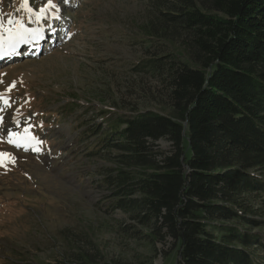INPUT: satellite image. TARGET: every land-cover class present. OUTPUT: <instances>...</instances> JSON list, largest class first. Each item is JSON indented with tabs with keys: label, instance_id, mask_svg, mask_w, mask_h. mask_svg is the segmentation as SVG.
I'll list each match as a JSON object with an SVG mask.
<instances>
[{
	"label": "trees",
	"instance_id": "obj_1",
	"mask_svg": "<svg viewBox=\"0 0 264 264\" xmlns=\"http://www.w3.org/2000/svg\"><path fill=\"white\" fill-rule=\"evenodd\" d=\"M142 1L137 42L179 41L182 56L144 48L133 65L166 84L169 114L116 103L79 123L85 154L104 161L99 207L124 216L128 239L174 246L176 264H264V0ZM54 264L128 263L79 250Z\"/></svg>",
	"mask_w": 264,
	"mask_h": 264
},
{
	"label": "rangeland",
	"instance_id": "obj_2",
	"mask_svg": "<svg viewBox=\"0 0 264 264\" xmlns=\"http://www.w3.org/2000/svg\"><path fill=\"white\" fill-rule=\"evenodd\" d=\"M24 3L0 0L3 28L14 26L9 19L21 20L43 35L21 44L17 58L0 57V152L8 154L0 157V258L54 264L61 254L98 250L128 264H176L174 246L154 250L128 239L118 228L124 216L100 209L106 192L97 187L96 169L104 161L85 154L77 133L82 120L99 124L95 113H114L116 103L169 114L166 84L135 73L133 65L151 57L144 48L182 56L180 42L161 40L151 48L137 42L146 1L26 0L32 13ZM26 127L41 142L39 151L8 142ZM158 144L169 150L167 142Z\"/></svg>",
	"mask_w": 264,
	"mask_h": 264
},
{
	"label": "snow or ice",
	"instance_id": "obj_3",
	"mask_svg": "<svg viewBox=\"0 0 264 264\" xmlns=\"http://www.w3.org/2000/svg\"><path fill=\"white\" fill-rule=\"evenodd\" d=\"M21 7L26 8V10L29 13H32V9L27 7V3L25 0V3L21 5ZM49 7H54L53 5H49ZM45 12V9H41L40 13L35 14L36 19L39 20L43 16ZM9 25H14L13 27L9 28H3V25L0 24V28L3 29L2 32H0V57L3 56H9L13 53H15L16 49L21 44H30L33 41H38L40 39H43L42 32L37 29H32L29 27H26L23 21L21 20H8ZM15 86V82L10 86ZM5 104H7V101H5ZM17 124L20 122L17 120ZM9 143L14 144L17 148L23 147L25 151L28 150L29 147H32L34 151H39V147L37 145L41 143L37 140L36 137L31 136L29 132V128L24 129L23 136H18L17 139H12L11 136L9 138ZM7 153L0 152V157L7 156Z\"/></svg>",
	"mask_w": 264,
	"mask_h": 264
},
{
	"label": "bare ground",
	"instance_id": "obj_4",
	"mask_svg": "<svg viewBox=\"0 0 264 264\" xmlns=\"http://www.w3.org/2000/svg\"><path fill=\"white\" fill-rule=\"evenodd\" d=\"M1 30H2V29L0 28V32H1Z\"/></svg>",
	"mask_w": 264,
	"mask_h": 264
}]
</instances>
